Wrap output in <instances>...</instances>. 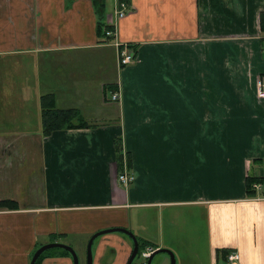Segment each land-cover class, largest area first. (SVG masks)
<instances>
[{"label": "crops", "instance_id": "0c3cea01", "mask_svg": "<svg viewBox=\"0 0 264 264\" xmlns=\"http://www.w3.org/2000/svg\"><path fill=\"white\" fill-rule=\"evenodd\" d=\"M101 1L0 0V264L55 242L87 264L121 227L178 264H264V0ZM119 1L127 66L98 35ZM44 94L87 127L45 136ZM94 241L93 264H128L129 236ZM55 251L41 264H74Z\"/></svg>", "mask_w": 264, "mask_h": 264}, {"label": "trees", "instance_id": "16d2710c", "mask_svg": "<svg viewBox=\"0 0 264 264\" xmlns=\"http://www.w3.org/2000/svg\"><path fill=\"white\" fill-rule=\"evenodd\" d=\"M94 7L96 9V12L100 14L104 10V1L101 0H92ZM112 27L109 26L106 23H99L98 24V35L101 38H104V42L109 43L111 42L110 38H106V31L111 29ZM41 108H42V128H43V134L45 136L51 135L56 130H61L64 128L71 129V128H81L83 126L87 127L86 124L82 123V118L77 110L75 109H60L57 107L56 104V97L54 94H44L41 96ZM264 165V160L262 161ZM264 181V177L259 178H252L248 177L246 179V187L247 192L249 196L254 195L253 186L254 183H261ZM17 203L12 200H3L0 201V208H17ZM139 241V255L137 259L134 261L133 264H146L147 260L140 261L141 258V252L148 246H152L147 241H141L140 239H137ZM156 248V247H154ZM58 250L62 254L70 255V253L67 250L64 249H50L44 252L39 259L37 260L36 264H41L45 257L53 256L57 253Z\"/></svg>", "mask_w": 264, "mask_h": 264}, {"label": "built area", "instance_id": "2783aa9c", "mask_svg": "<svg viewBox=\"0 0 264 264\" xmlns=\"http://www.w3.org/2000/svg\"><path fill=\"white\" fill-rule=\"evenodd\" d=\"M128 5L124 1L117 2L116 9H115V22L108 24L112 28L106 31V38H110L111 42L114 43L120 49V63L122 66H127L136 61V53L130 50L129 45L127 43H119L117 37V21L123 19L128 12ZM259 91L258 95L261 98H264V79L259 80ZM262 87V88H261ZM120 98L119 93H114L112 95V100L116 101ZM120 181L125 185H129V183L134 179L133 175L126 169L123 174L119 176ZM254 188H259V185H254ZM156 249L153 247H147L144 251L141 252L142 258L145 260L150 257V255ZM239 259V255L237 253H233L229 257V262L233 263L234 261Z\"/></svg>", "mask_w": 264, "mask_h": 264}, {"label": "water", "instance_id": "95a60500", "mask_svg": "<svg viewBox=\"0 0 264 264\" xmlns=\"http://www.w3.org/2000/svg\"><path fill=\"white\" fill-rule=\"evenodd\" d=\"M115 232H120V233L122 232L123 234L129 236L132 239L134 248H133V252L131 254L128 264H133V262L137 259L139 255V241L137 240L138 238L131 231L124 229L122 227L121 228H111V229L108 228L107 230H103V231H99L95 233L91 237V239L88 242V246H87V264H93L92 245H93V242H95L94 240L104 234H110V233H115ZM54 248L67 250L72 255L74 264H79V258H78L77 252L71 246L63 244V243H56V242L43 245L39 249H37V251L33 255L31 264H36L37 260L44 252L50 249H54ZM159 253H165L169 255L171 264L177 263L176 255L174 254V252L169 249L164 248L161 250L160 249L155 250L148 258L146 264H152L154 257L158 255Z\"/></svg>", "mask_w": 264, "mask_h": 264}, {"label": "rangeland", "instance_id": "374dc122", "mask_svg": "<svg viewBox=\"0 0 264 264\" xmlns=\"http://www.w3.org/2000/svg\"><path fill=\"white\" fill-rule=\"evenodd\" d=\"M74 66H76V65H74ZM94 73L96 74V68H95V70H94ZM110 75H112L111 73H110ZM262 88V87H261ZM88 91H90V89L88 90ZM97 97V98H99V95L97 94V91L95 90V93H94V97ZM108 96H110V98H111V95H110V93H108ZM259 96V95H258ZM96 100V99H95ZM244 137H235V136H233L232 137V139H234V141H235V139H236V141L235 142H237L239 145L240 144H244V142L243 141H241L242 139H243ZM246 138V137H245ZM239 141H241V143L239 142ZM217 143L219 144L220 143V137L218 136L217 137ZM260 189V188H259ZM258 189V190H259ZM130 228H132V226L130 227ZM132 230V229H131ZM137 232H138V228H137ZM56 249H58V248H56ZM165 249H167V248H165ZM170 250V249H169ZM172 251V250H171ZM175 254V253H174ZM233 253H231V254H229V256H228V262L230 261L229 260V257H230V255H232ZM142 257V256H141ZM170 257L167 255V254H165V253H159L154 259H153V261H152V264H171V261H170V259H169ZM176 259H177V257H176ZM140 261H142V258H140L139 259ZM144 260V259H143ZM144 261H146V260H144ZM179 262L177 261V263L176 264H178ZM229 263H231V262H229Z\"/></svg>", "mask_w": 264, "mask_h": 264}, {"label": "flooded vegetation", "instance_id": "af4514ba", "mask_svg": "<svg viewBox=\"0 0 264 264\" xmlns=\"http://www.w3.org/2000/svg\"><path fill=\"white\" fill-rule=\"evenodd\" d=\"M154 248V247H153ZM156 249V248H155ZM157 250V249H156ZM155 258V257H154ZM148 260V259H147ZM134 263V262H133Z\"/></svg>", "mask_w": 264, "mask_h": 264}]
</instances>
